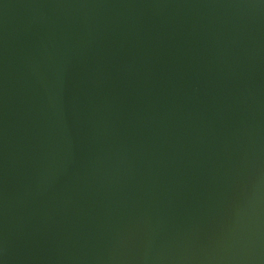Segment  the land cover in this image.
<instances>
[{
  "label": "water",
  "instance_id": "95a60500",
  "mask_svg": "<svg viewBox=\"0 0 264 264\" xmlns=\"http://www.w3.org/2000/svg\"><path fill=\"white\" fill-rule=\"evenodd\" d=\"M0 264H264V0H0Z\"/></svg>",
  "mask_w": 264,
  "mask_h": 264
}]
</instances>
